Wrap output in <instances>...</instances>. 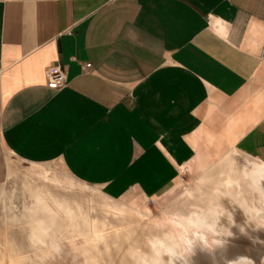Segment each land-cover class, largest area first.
<instances>
[{
    "label": "crops",
    "instance_id": "obj_1",
    "mask_svg": "<svg viewBox=\"0 0 264 264\" xmlns=\"http://www.w3.org/2000/svg\"><path fill=\"white\" fill-rule=\"evenodd\" d=\"M219 139L264 163V0H0V181L13 155L157 200Z\"/></svg>",
    "mask_w": 264,
    "mask_h": 264
},
{
    "label": "rangeland",
    "instance_id": "obj_2",
    "mask_svg": "<svg viewBox=\"0 0 264 264\" xmlns=\"http://www.w3.org/2000/svg\"><path fill=\"white\" fill-rule=\"evenodd\" d=\"M222 143V151L216 152L205 141L175 183L153 199L155 203L138 194L111 198L98 187L67 177L59 161L34 165L6 155L7 179L0 181V264L151 261L156 256L153 242L165 239L169 228L149 226L136 212L161 222L175 216L187 218L212 207L225 209L221 231L228 228L235 237H224L229 242L237 240L242 252L254 256L252 264H264V227L256 226L264 217V197L242 173L260 162ZM237 193L252 213L230 202L228 197ZM58 243L62 245L59 250ZM163 259L168 261L169 256ZM203 263L210 264L208 260Z\"/></svg>",
    "mask_w": 264,
    "mask_h": 264
},
{
    "label": "bare ground",
    "instance_id": "obj_3",
    "mask_svg": "<svg viewBox=\"0 0 264 264\" xmlns=\"http://www.w3.org/2000/svg\"><path fill=\"white\" fill-rule=\"evenodd\" d=\"M242 173L243 177L251 182L250 185L252 189L258 191L263 199L264 163L255 164L252 170H243ZM189 193L190 192H185V195ZM238 196V193L236 195L233 194V196H229L228 199L230 202L236 203L238 207H241L246 213H252V210L250 211L245 201L238 199ZM121 212L123 211L121 210ZM262 212H264L263 209ZM221 213H223V215H221ZM136 214L139 220L145 222L149 226L153 225L159 228H169V233L166 236L164 235L165 239H158L152 244L155 250L154 254H156L155 258L151 261L140 259L139 264H167V261L163 259L164 255H168L169 259L173 261V264H180L178 262L179 260L182 264H204V260H208L210 264H223L222 262L224 261H227L228 264H232V262L235 261L236 264H252L254 259H256L254 256L251 257L242 252V247L237 244V240H231V242H229V236L224 237L227 235L222 234L220 220L226 215L224 208L212 207L206 212L203 211L200 214H194L187 218L175 216L170 219H162L161 222L157 220V222L147 220L140 212H136ZM249 215L252 216L250 213ZM217 219L219 222L216 224L215 231H208V227ZM259 220L260 222H257V224H264V217H261ZM200 237H204V239L202 240ZM232 237H235V235L233 234ZM186 241H191V244L186 243ZM213 241H219V243H213ZM61 246L62 245L58 243L56 249L59 250ZM169 250L173 255H169Z\"/></svg>",
    "mask_w": 264,
    "mask_h": 264
},
{
    "label": "built area",
    "instance_id": "obj_4",
    "mask_svg": "<svg viewBox=\"0 0 264 264\" xmlns=\"http://www.w3.org/2000/svg\"><path fill=\"white\" fill-rule=\"evenodd\" d=\"M82 71L84 73H88L92 67V65L88 62L82 63ZM48 78V88L55 91H61L67 87L68 79L67 73L61 68H52L48 70L47 73ZM151 203H155L153 199H150Z\"/></svg>",
    "mask_w": 264,
    "mask_h": 264
},
{
    "label": "clouds",
    "instance_id": "obj_5",
    "mask_svg": "<svg viewBox=\"0 0 264 264\" xmlns=\"http://www.w3.org/2000/svg\"><path fill=\"white\" fill-rule=\"evenodd\" d=\"M221 215H223V213H221ZM229 220H231V218L229 217ZM219 222V220H214L212 225L208 227V231H215V227H216V224ZM257 228H260V227H264V224H257L256 225ZM241 232L243 233V229L241 230ZM222 234L223 235H227V236H231L232 235V232L228 229V228H224L222 230ZM200 239H204V237H200ZM186 243L188 244H191V241H186ZM213 243H219V241H213ZM169 255H173V253H171V251L169 250ZM167 264H173V261L171 259H169L167 261ZM232 264H236V262H232Z\"/></svg>",
    "mask_w": 264,
    "mask_h": 264
}]
</instances>
